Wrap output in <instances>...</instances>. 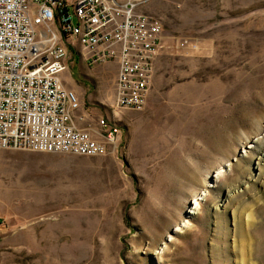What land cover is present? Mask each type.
<instances>
[{"label":"rangeland","instance_id":"rangeland-1","mask_svg":"<svg viewBox=\"0 0 264 264\" xmlns=\"http://www.w3.org/2000/svg\"><path fill=\"white\" fill-rule=\"evenodd\" d=\"M141 9L165 43L141 109L64 38L75 125L120 128L105 154L0 149V264H264V0Z\"/></svg>","mask_w":264,"mask_h":264},{"label":"built area","instance_id":"built-area-1","mask_svg":"<svg viewBox=\"0 0 264 264\" xmlns=\"http://www.w3.org/2000/svg\"><path fill=\"white\" fill-rule=\"evenodd\" d=\"M149 0H0V149L102 155L119 126L75 125L77 94L61 80L64 42L87 64L117 65L114 106L141 109L163 53V24ZM195 47V44H190ZM82 119V116H79Z\"/></svg>","mask_w":264,"mask_h":264},{"label":"crops","instance_id":"crops-1","mask_svg":"<svg viewBox=\"0 0 264 264\" xmlns=\"http://www.w3.org/2000/svg\"><path fill=\"white\" fill-rule=\"evenodd\" d=\"M63 78H64V75H63ZM65 83H66V85L68 86V87H71V88H73V89H76V91L79 93V94H81V92H80V90H78V87H77V84L75 83V82H73V81H66V79H65ZM80 89V88H79Z\"/></svg>","mask_w":264,"mask_h":264},{"label":"bare ground","instance_id":"bare-ground-1","mask_svg":"<svg viewBox=\"0 0 264 264\" xmlns=\"http://www.w3.org/2000/svg\"><path fill=\"white\" fill-rule=\"evenodd\" d=\"M240 236H241V238H242V241H243V236H245V234L243 233V231H242V228H240ZM241 252H245V248H241ZM245 258H246V261H247V255H246V257H245V255H244V258L242 257V259H244L245 260Z\"/></svg>","mask_w":264,"mask_h":264}]
</instances>
